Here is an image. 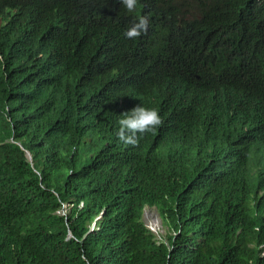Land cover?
Wrapping results in <instances>:
<instances>
[{"label":"trees","instance_id":"obj_1","mask_svg":"<svg viewBox=\"0 0 264 264\" xmlns=\"http://www.w3.org/2000/svg\"><path fill=\"white\" fill-rule=\"evenodd\" d=\"M0 264H264V0H0Z\"/></svg>","mask_w":264,"mask_h":264},{"label":"clouds","instance_id":"obj_2","mask_svg":"<svg viewBox=\"0 0 264 264\" xmlns=\"http://www.w3.org/2000/svg\"><path fill=\"white\" fill-rule=\"evenodd\" d=\"M119 2L128 12H133L136 9L138 0H119ZM149 24V18L141 16L137 22L125 31L124 35L127 39H136L147 33ZM121 117L116 135L123 144L133 147L139 145L140 138L144 134L154 133L163 124L162 117L155 108H146L140 105L129 112L123 113Z\"/></svg>","mask_w":264,"mask_h":264},{"label":"rangeland","instance_id":"obj_3","mask_svg":"<svg viewBox=\"0 0 264 264\" xmlns=\"http://www.w3.org/2000/svg\"><path fill=\"white\" fill-rule=\"evenodd\" d=\"M142 221L145 226L156 236L157 240L161 239L165 233V229L162 227L159 215L155 208L146 207L143 212Z\"/></svg>","mask_w":264,"mask_h":264},{"label":"water","instance_id":"obj_4","mask_svg":"<svg viewBox=\"0 0 264 264\" xmlns=\"http://www.w3.org/2000/svg\"><path fill=\"white\" fill-rule=\"evenodd\" d=\"M26 155H27V157H28L27 160H28V161H31V156L29 155V153H26Z\"/></svg>","mask_w":264,"mask_h":264}]
</instances>
